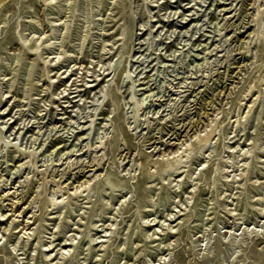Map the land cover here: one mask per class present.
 Listing matches in <instances>:
<instances>
[{
  "label": "rangeland",
  "instance_id": "1",
  "mask_svg": "<svg viewBox=\"0 0 264 264\" xmlns=\"http://www.w3.org/2000/svg\"><path fill=\"white\" fill-rule=\"evenodd\" d=\"M0 264H264V0H3Z\"/></svg>",
  "mask_w": 264,
  "mask_h": 264
},
{
  "label": "bare ground",
  "instance_id": "2",
  "mask_svg": "<svg viewBox=\"0 0 264 264\" xmlns=\"http://www.w3.org/2000/svg\"><path fill=\"white\" fill-rule=\"evenodd\" d=\"M3 0H0V4H1V2H2ZM223 8V7H222ZM225 8V7H224ZM223 11V10H222ZM102 82V81H101ZM100 82V83H101ZM94 84V83H93ZM91 86V85H90ZM247 93H249V92H247ZM246 93V94H247ZM249 95V94H248ZM247 95V96H248ZM5 116V115H4ZM83 135V134H82ZM85 135V134H84ZM84 135H83V137H84ZM80 138H81V136H80ZM209 140V137H206L202 142H200L199 143V147L200 148H204L205 147V145H206V143H207V141ZM169 167H171V166H169ZM178 176H180V174H178ZM86 179H88V178H86ZM91 180H92V178H91ZM86 181V180H85ZM89 182V180L87 181V185L89 184L88 183ZM86 183V182H85ZM91 184V183H90ZM82 185V184H81ZM85 185V184H84ZM87 185H85V189H88L89 188V185H88V187H86ZM83 186V185H82ZM81 187V186H80ZM78 187H76V189H77ZM82 188V187H81ZM84 188V187H83ZM80 188H78L77 189V191L79 190ZM84 192V191H83ZM76 193V192H75ZM75 193H73V194H75ZM79 193V192H78ZM57 201V200H56ZM56 204H58V201L57 202H52V205H55L56 206ZM65 246L67 245L66 243L64 244Z\"/></svg>",
  "mask_w": 264,
  "mask_h": 264
}]
</instances>
